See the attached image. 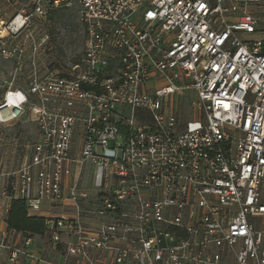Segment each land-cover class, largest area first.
I'll list each match as a JSON object with an SVG mask.
<instances>
[{
	"label": "built area",
	"instance_id": "obj_1",
	"mask_svg": "<svg viewBox=\"0 0 264 264\" xmlns=\"http://www.w3.org/2000/svg\"><path fill=\"white\" fill-rule=\"evenodd\" d=\"M70 1L74 69L33 72L0 100V125L27 113L38 132L0 170V264H264V39L249 10L264 0H29L8 30ZM0 41L20 70L27 50ZM11 200L45 219L41 234L9 227Z\"/></svg>",
	"mask_w": 264,
	"mask_h": 264
},
{
	"label": "rangeland",
	"instance_id": "obj_2",
	"mask_svg": "<svg viewBox=\"0 0 264 264\" xmlns=\"http://www.w3.org/2000/svg\"><path fill=\"white\" fill-rule=\"evenodd\" d=\"M26 3H29V0H0V24L4 22L5 26L8 25L18 8ZM249 10L257 17L259 26V31L250 37L264 39V3L258 7L252 6ZM83 30L81 6L76 1H70L59 8L50 10L43 23L32 24L27 32L30 33L28 37H26V29L17 36H13L7 29L1 35L2 41L6 42L8 46L18 42L27 52L21 60L23 66L20 70L16 69L17 64L13 59L0 56V100L4 90L10 85L25 88L26 78L33 72L43 75L52 70L62 73L67 69H74L82 53ZM45 35H48V38L43 41ZM33 46L37 48L36 54L29 60L32 55V52L29 53V51ZM32 60L36 64L35 66H31ZM175 102L181 112L182 123L190 120L194 112L191 107L184 104L186 100L181 98L179 101L176 99ZM37 136V127L27 113L17 121L0 125V170L18 167L29 159ZM112 144L113 141L110 140V147ZM102 153L108 157L115 155L109 150L103 151L98 147L96 155H102ZM93 169L94 166L89 162L84 165L80 187H93ZM45 238L43 237L42 240L45 241L43 244L47 256L56 259L57 252L51 250L50 244Z\"/></svg>",
	"mask_w": 264,
	"mask_h": 264
},
{
	"label": "trees",
	"instance_id": "obj_3",
	"mask_svg": "<svg viewBox=\"0 0 264 264\" xmlns=\"http://www.w3.org/2000/svg\"><path fill=\"white\" fill-rule=\"evenodd\" d=\"M11 207L7 213L9 227L31 235L41 234L44 230L45 219L42 217H29L23 201L11 200Z\"/></svg>",
	"mask_w": 264,
	"mask_h": 264
},
{
	"label": "bare ground",
	"instance_id": "obj_4",
	"mask_svg": "<svg viewBox=\"0 0 264 264\" xmlns=\"http://www.w3.org/2000/svg\"><path fill=\"white\" fill-rule=\"evenodd\" d=\"M20 24H21V18L19 16H16L14 21L12 23L8 24V26L7 25L5 26V23L1 22V24H0V36L3 35L7 31L8 27L13 29V30H16L17 28H19Z\"/></svg>",
	"mask_w": 264,
	"mask_h": 264
}]
</instances>
